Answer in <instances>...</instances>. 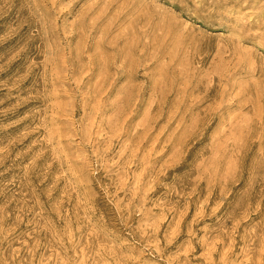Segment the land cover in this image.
<instances>
[{"label": "rangeland", "instance_id": "rangeland-1", "mask_svg": "<svg viewBox=\"0 0 264 264\" xmlns=\"http://www.w3.org/2000/svg\"><path fill=\"white\" fill-rule=\"evenodd\" d=\"M0 264H264V0H0Z\"/></svg>", "mask_w": 264, "mask_h": 264}]
</instances>
